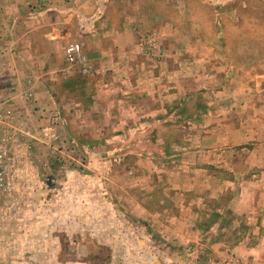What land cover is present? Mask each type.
Wrapping results in <instances>:
<instances>
[{
    "label": "rangeland",
    "instance_id": "rangeland-1",
    "mask_svg": "<svg viewBox=\"0 0 264 264\" xmlns=\"http://www.w3.org/2000/svg\"><path fill=\"white\" fill-rule=\"evenodd\" d=\"M76 1L114 20L121 9L151 2ZM159 1L154 6L178 21L174 5L185 0ZM14 2L0 0V13L24 16L26 8ZM186 2L185 14L202 15L212 36L214 9ZM228 6L225 17L238 14L235 25L258 36L239 45L225 38L224 46L264 53V0H230ZM151 27L141 33V51L159 65L166 54L158 28ZM66 46L62 57L53 56L42 87L39 57H26L21 87L11 86L0 67V264H264V177L248 191L250 171L221 164L207 169L216 172L209 183L197 182L205 173L189 169L182 148L188 139L178 128L157 137L156 126L154 134L126 126L117 136L121 120L94 97L95 61L83 46L96 73L68 74ZM205 138L211 145V136ZM213 138L220 149L228 143L224 134ZM243 146L252 148L242 143L238 150ZM246 156L241 152L238 161L244 164Z\"/></svg>",
    "mask_w": 264,
    "mask_h": 264
},
{
    "label": "crops",
    "instance_id": "crops-1",
    "mask_svg": "<svg viewBox=\"0 0 264 264\" xmlns=\"http://www.w3.org/2000/svg\"><path fill=\"white\" fill-rule=\"evenodd\" d=\"M12 1L13 7L23 4L26 11L13 19L0 13V57L4 59L0 67L11 86L26 84L22 65L27 66L26 57L35 56L42 87L53 56L59 59L66 45L79 41L96 64L97 103L110 104L109 113L121 120L117 136L126 126L137 132L152 130L151 134L156 126L157 137L163 130L178 128L195 144L183 143L182 148L189 169L205 173L197 182L209 183L216 172L207 169L225 164L250 171L245 182L248 191L260 183L256 179L264 177V53L222 43L226 38L239 45L258 36L235 25L238 14L232 20L225 17L222 12L229 10L230 0H197V9H214L209 15L212 36L202 26V15L194 9L195 15L185 14L186 0L174 5L178 21L154 6L159 0H149L148 6L135 4L130 11L117 9L116 20L82 10L76 0ZM151 26L158 28L166 54L159 65L141 51V33L154 30ZM215 104L221 109L207 107ZM221 134L228 137L223 149L213 138ZM209 136L211 145L205 146ZM242 143L252 148L238 150ZM244 151L248 160L243 164L238 156ZM221 152L224 160L219 159ZM235 175L233 180L238 182L240 175Z\"/></svg>",
    "mask_w": 264,
    "mask_h": 264
},
{
    "label": "built area",
    "instance_id": "built-area-1",
    "mask_svg": "<svg viewBox=\"0 0 264 264\" xmlns=\"http://www.w3.org/2000/svg\"><path fill=\"white\" fill-rule=\"evenodd\" d=\"M144 51L147 54H150L153 49L152 47H148L147 49H144ZM65 57L68 64V74L71 71H78L84 76H92L94 73H96L95 67L84 53L82 44L74 43L69 45L65 49ZM158 57L162 58V55H159Z\"/></svg>",
    "mask_w": 264,
    "mask_h": 264
}]
</instances>
